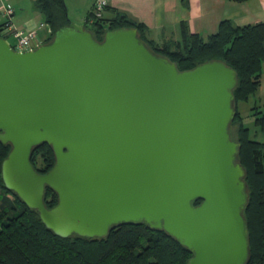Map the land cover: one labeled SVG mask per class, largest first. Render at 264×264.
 I'll return each instance as SVG.
<instances>
[{"label": "water", "instance_id": "obj_1", "mask_svg": "<svg viewBox=\"0 0 264 264\" xmlns=\"http://www.w3.org/2000/svg\"><path fill=\"white\" fill-rule=\"evenodd\" d=\"M237 81L218 59L179 70L133 27L97 40L70 22L23 51L0 36L3 182L59 236L146 224L187 248L186 264H247ZM44 143L54 163L41 173L30 157Z\"/></svg>", "mask_w": 264, "mask_h": 264}, {"label": "trees", "instance_id": "obj_2", "mask_svg": "<svg viewBox=\"0 0 264 264\" xmlns=\"http://www.w3.org/2000/svg\"><path fill=\"white\" fill-rule=\"evenodd\" d=\"M182 3L187 6L188 0ZM34 8L52 31L44 42L70 23L64 0H35ZM101 14L96 16L91 11L85 24L97 40L106 31L133 27L150 49L175 62L179 70L218 59L236 71L238 81L233 90L236 114L230 133L240 142L238 159L245 169L248 188L244 210L250 239L247 264H264V113L255 106L252 114L255 130L251 132L237 107L239 101H247L254 95L260 84L264 24L237 26L223 20L217 31L205 36L189 31L183 22L179 24L177 36L159 34L155 38L145 26L124 15L105 21ZM2 24L0 36H4ZM10 149L9 143L0 142V264H186L191 257L187 248L175 239L146 224L119 225L105 237L55 234L43 224L35 209L28 208L5 186L1 164ZM30 161L38 172H46L54 163L53 151L47 144H41L33 149ZM44 202L47 207L57 202L56 193L47 186Z\"/></svg>", "mask_w": 264, "mask_h": 264}, {"label": "crops", "instance_id": "obj_3", "mask_svg": "<svg viewBox=\"0 0 264 264\" xmlns=\"http://www.w3.org/2000/svg\"><path fill=\"white\" fill-rule=\"evenodd\" d=\"M35 0H0L14 10L12 23L26 30L36 31L40 43L51 34L41 15L34 8ZM67 17L78 25L86 24L87 17L97 0H64ZM101 18L110 21L117 15L142 24L150 35L177 36L180 23H186L189 31L208 35L217 31L221 21L229 20L237 26L264 24V0H105ZM4 19L0 17V24ZM45 29V31L39 30ZM264 45V42H263ZM264 67V62L262 64Z\"/></svg>", "mask_w": 264, "mask_h": 264}, {"label": "built area", "instance_id": "obj_4", "mask_svg": "<svg viewBox=\"0 0 264 264\" xmlns=\"http://www.w3.org/2000/svg\"><path fill=\"white\" fill-rule=\"evenodd\" d=\"M105 6V0H97L91 11L96 16H99ZM13 14L14 10L11 7L6 5L0 6V17L4 19L2 24L3 37L8 38V36H11L13 38V43L10 44L15 50H29L40 45L41 43L37 38L36 31L18 28L12 23ZM90 23H92V20H90Z\"/></svg>", "mask_w": 264, "mask_h": 264}, {"label": "rangeland", "instance_id": "obj_5", "mask_svg": "<svg viewBox=\"0 0 264 264\" xmlns=\"http://www.w3.org/2000/svg\"><path fill=\"white\" fill-rule=\"evenodd\" d=\"M39 31H45V29H40ZM7 40L11 44L13 43V38L11 36H8ZM255 106H257V108L259 107L258 110L261 113H264V67H262L260 84L256 93L252 95L247 101H239L237 103L238 110L243 116V121L245 125L250 128L251 132L255 130L253 124L254 116L252 115L256 111Z\"/></svg>", "mask_w": 264, "mask_h": 264}]
</instances>
